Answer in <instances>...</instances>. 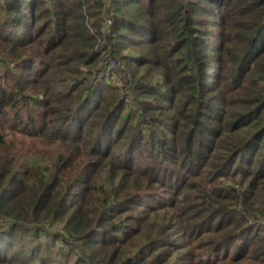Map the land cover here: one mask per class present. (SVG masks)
<instances>
[{"label":"trees","instance_id":"1","mask_svg":"<svg viewBox=\"0 0 264 264\" xmlns=\"http://www.w3.org/2000/svg\"><path fill=\"white\" fill-rule=\"evenodd\" d=\"M0 264H264V0H0Z\"/></svg>","mask_w":264,"mask_h":264},{"label":"built area","instance_id":"2","mask_svg":"<svg viewBox=\"0 0 264 264\" xmlns=\"http://www.w3.org/2000/svg\"><path fill=\"white\" fill-rule=\"evenodd\" d=\"M109 25H110V21H106V24L104 25V30H107ZM108 66H109V68L111 70H113V69H115L118 66V64L115 63L114 61H109V65ZM118 85H120V83H118ZM128 93L129 92L126 89H124V94L128 95Z\"/></svg>","mask_w":264,"mask_h":264}]
</instances>
